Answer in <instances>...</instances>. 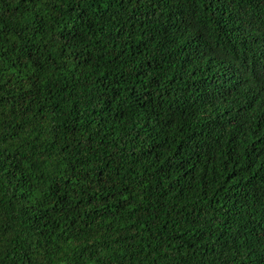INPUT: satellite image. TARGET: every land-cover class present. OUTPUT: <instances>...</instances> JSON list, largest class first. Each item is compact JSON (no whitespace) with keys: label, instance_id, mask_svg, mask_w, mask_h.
Instances as JSON below:
<instances>
[{"label":"trees","instance_id":"16d2710c","mask_svg":"<svg viewBox=\"0 0 264 264\" xmlns=\"http://www.w3.org/2000/svg\"><path fill=\"white\" fill-rule=\"evenodd\" d=\"M0 264H264V0H0Z\"/></svg>","mask_w":264,"mask_h":264}]
</instances>
